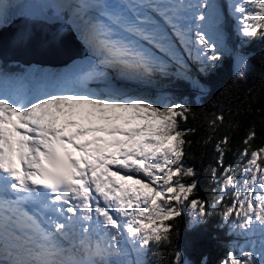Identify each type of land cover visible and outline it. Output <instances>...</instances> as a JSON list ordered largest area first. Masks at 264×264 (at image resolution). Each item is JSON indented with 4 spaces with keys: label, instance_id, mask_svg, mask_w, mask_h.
<instances>
[{
    "label": "snow or ice",
    "instance_id": "6c2138e0",
    "mask_svg": "<svg viewBox=\"0 0 264 264\" xmlns=\"http://www.w3.org/2000/svg\"><path fill=\"white\" fill-rule=\"evenodd\" d=\"M68 4L95 57L86 70L17 77L0 69V264H150L153 248L174 245L182 215L194 228L219 207L220 226L236 238L220 264H264V146L252 148L256 131L236 165H225L230 137L216 143L217 195L209 203L198 180H185L197 174L185 157L198 129L182 125L196 109L164 90L145 96L121 88L166 81L203 92L202 79L227 60L246 80L253 65L243 49L264 39V0ZM8 7L0 3V29ZM224 123L221 113L209 128L214 134ZM174 260L191 264L178 249Z\"/></svg>",
    "mask_w": 264,
    "mask_h": 264
},
{
    "label": "trees",
    "instance_id": "16d2710c",
    "mask_svg": "<svg viewBox=\"0 0 264 264\" xmlns=\"http://www.w3.org/2000/svg\"><path fill=\"white\" fill-rule=\"evenodd\" d=\"M0 3H4V0H0ZM64 4L62 0H54L52 6L44 7V10L52 14L59 5L65 6L64 16H61L70 21L75 33L70 29L69 32L88 53L81 59L72 60L62 67L23 65L0 60V69L6 75L19 77L31 73L70 74L87 69L92 59H86V57L89 55L92 58L94 54L80 37L79 28L70 19L69 6ZM11 7L12 5L7 8V24L12 21ZM66 12H69V15H65ZM243 51L250 57L253 65V70L249 72L246 80H237L234 77V65L231 60H227L221 70L202 79V83L205 84L203 92L194 90L184 83L172 84L166 81H154L150 86L138 88V91H141L139 95L145 96H151L153 90L156 92L164 90L172 99L187 102L196 109V119H190L188 124L182 125L198 129L195 135L187 137L192 143L185 157L186 164L194 167L197 174L195 177H186L185 180L187 182H191L192 179L198 180V195L209 203H212L217 195L214 189L217 188L218 181L212 178V169L217 167L219 156L215 147L216 143L225 135L230 137L231 143L225 156V165L237 164L239 153L245 147L243 141L250 130L254 129L257 133L252 148L264 146V76H262L264 73V39L253 40L244 47ZM99 84H101L100 81H95L90 87L95 89ZM133 84L137 82L122 81L121 88L130 93ZM221 113L225 115V123L220 125L213 134L209 128V121ZM209 136L212 138L206 144L204 141ZM242 166L237 165L238 175ZM222 210V207L215 209L206 224L194 228H189L190 215H182L179 218V234L173 235L174 245H162L158 250L153 248L149 253L150 264H175L174 250L176 249L181 250L191 264H200L204 256L208 257L209 264H220L236 240L235 237L229 236L227 228L220 226Z\"/></svg>",
    "mask_w": 264,
    "mask_h": 264
},
{
    "label": "bare ground",
    "instance_id": "6f19581e",
    "mask_svg": "<svg viewBox=\"0 0 264 264\" xmlns=\"http://www.w3.org/2000/svg\"><path fill=\"white\" fill-rule=\"evenodd\" d=\"M45 1L46 0H16L11 4L9 3V7L12 5L10 9L13 13V25L7 29H0V47L4 49L0 52V60L13 61L23 65H28V63H30L38 66L51 65L53 60L56 65L47 67H62L70 62L71 59L76 60L81 58L85 49L77 39L71 35L69 32L70 28L57 18L46 17L34 6L38 4L39 7L43 9L45 7ZM63 9H65V6H63ZM4 26H6V24H4L3 27ZM28 28L33 29L32 39L37 31L38 36L35 41L47 45V50L39 53V56H35L29 52L24 54L26 50L23 51L24 48L22 45L24 44L20 36L21 34H26ZM59 28L67 32V36L61 35L60 32L58 34L57 29Z\"/></svg>",
    "mask_w": 264,
    "mask_h": 264
},
{
    "label": "rangeland",
    "instance_id": "374dc122",
    "mask_svg": "<svg viewBox=\"0 0 264 264\" xmlns=\"http://www.w3.org/2000/svg\"><path fill=\"white\" fill-rule=\"evenodd\" d=\"M17 1H19V0H17ZM52 23V22H51ZM64 24V23H63ZM230 30H231V27H230ZM57 32H58V34H59V32L61 33V35H63V36H67V32H65L62 28H59V29H57ZM26 34H29V35H31L32 36V34H33V29H31V28H28V30H27V33ZM38 34V32L36 31L35 32V34H34V37H33V39L31 40V41H27V40H25V41H23L22 43L24 44V45H22L23 46V48H24V50L23 51H25L24 52V54L26 53V52H29L30 54H34L35 56H39L38 54L39 53H41V52H43L44 50H47V45H45V44H43V43H40V42H38L37 43V41H35V39L37 38V35ZM239 42H240V38H238L236 35H232V37H231V43L234 45V46H236V47H238L239 46ZM1 48V47H0ZM4 49L3 48H1L0 49V52L1 51H3ZM58 50V49H57ZM58 52V51H57ZM56 52V53H57ZM52 53V52H51ZM55 53V54H56ZM88 53V51L87 50H85L84 51V53L81 55V58L85 55V54H87ZM26 56H28V55H26ZM55 56V55H54ZM28 57H30V56H28ZM31 58V57H30ZM81 58H79V59H81ZM95 57H92V58H90L89 57V55L86 57V59H94ZM72 60V59H71ZM70 60V61H71ZM76 60H78V59H76ZM92 60H90V62L92 61ZM5 62H13V61H8V60H4ZM89 62V63H90ZM30 63H28V65H29ZM56 65V63L52 60V62H51V65H43V66H55ZM132 86V90L130 91V93L132 94V95H139V94H141V91L139 90L138 91V86H137V84H133V85H131ZM136 91H138V92H136ZM234 245V244H233Z\"/></svg>",
    "mask_w": 264,
    "mask_h": 264
}]
</instances>
